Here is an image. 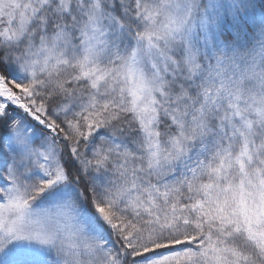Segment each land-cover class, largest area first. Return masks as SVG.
I'll return each instance as SVG.
<instances>
[{
  "label": "snow or ice",
  "instance_id": "obj_1",
  "mask_svg": "<svg viewBox=\"0 0 264 264\" xmlns=\"http://www.w3.org/2000/svg\"><path fill=\"white\" fill-rule=\"evenodd\" d=\"M0 264H264V0H0Z\"/></svg>",
  "mask_w": 264,
  "mask_h": 264
}]
</instances>
